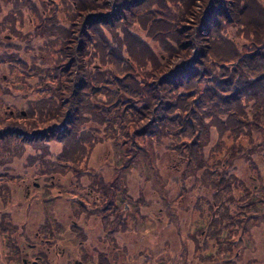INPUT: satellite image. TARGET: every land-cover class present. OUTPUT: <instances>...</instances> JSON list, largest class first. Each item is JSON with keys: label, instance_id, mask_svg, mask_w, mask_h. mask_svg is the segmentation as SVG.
<instances>
[{"label": "trees", "instance_id": "1", "mask_svg": "<svg viewBox=\"0 0 264 264\" xmlns=\"http://www.w3.org/2000/svg\"><path fill=\"white\" fill-rule=\"evenodd\" d=\"M164 1L175 2L172 5L175 14L168 15L163 5ZM53 2L54 0H0V15L6 12L2 19L9 20V22L0 23L1 27L9 28L11 34H17L16 20H20L22 24L23 19H31V21L37 19V34L46 39L48 44L42 55H33L36 63L25 80L13 81L12 85L15 87H9L8 83L5 87L0 86V95L7 97L3 100L4 103L0 101L1 105H7L6 107L9 108L10 101L17 99L16 102L20 103L22 99L28 113L25 117L19 116V119L33 121V126L35 124L43 126L36 129L32 127L31 132L22 130L19 125L1 126L0 160L3 156L11 155L10 151L3 155L5 150L2 151L10 139L24 148L28 144L55 140L62 144V149L53 157L50 165L53 164L55 168L63 165L62 173H69L74 178L75 175L78 178L82 175H92L88 176L90 177L88 188L93 189L96 197L90 195L88 198L92 199L91 202L110 203V197L114 193L107 188L100 174L80 173L77 170L78 163L87 162L83 153L87 152L89 145L93 147L94 143L103 141L95 136L93 137L95 140L91 142L90 139L83 137L81 134L83 132L79 129L85 118L97 122L98 127L103 124L100 121L103 113H97L94 108L82 106L84 95L83 91L80 92V87L86 82L87 89L94 95L97 94L95 90L105 86L109 93L117 97L112 96L111 105L114 110L108 115L113 118V121L116 118L119 120H117L119 124L116 125V129L123 133L124 140L131 141L129 152L139 153L135 145L139 140L159 148L161 154L158 153V157L162 159L167 170L164 173L171 175L170 180L173 184L182 180L186 174L192 173L200 185H205L207 180L208 187L213 190L218 184L223 185L219 194L224 189L238 190L239 181L231 177L234 175V169L230 168L233 154L235 157H240L259 174L255 158L250 157L249 151L254 146L264 144V139L261 138L264 135V4L260 0H60L64 22L57 20ZM52 6L53 12L49 14ZM128 19H139L144 24L147 19L149 21L155 19L150 23L151 28L157 26L156 22H161L156 19H169L170 23L165 33L171 35L172 41L176 44L175 49L172 53L167 51L162 61L149 50L148 45L145 49L140 37L130 33L127 27V24L130 25ZM186 22H190L194 29L184 31L183 24ZM80 24L84 31L80 27L78 37H81V41L79 40L74 46L72 32ZM170 24L176 28L175 32L171 30ZM70 26L73 27L70 28ZM102 26L110 27L112 31L111 36L114 42L109 40L108 45L118 59L113 57L111 60L118 62L120 67L123 62L126 63L125 58L120 56L122 49L126 56L129 54L137 63V69L125 71L133 74L132 77L126 76L128 83L126 85L117 82V79L112 76L108 78H103L100 74L93 77L86 76L79 56L83 51H85L82 53L84 57L88 55L89 40L93 35L95 49L103 54L102 39L91 32V28H95L99 31L96 34L102 36L100 31ZM231 26L236 30L231 31ZM116 29L117 32H115ZM180 31L184 32L180 33ZM225 31H229L236 42L246 40L245 49L240 50L236 47L235 41L223 35ZM160 34L162 33L148 35V37H159ZM34 38L37 39V37ZM38 40L41 41V39ZM163 40L164 37L161 38V42ZM41 43L42 41L35 43L34 48L36 49V45ZM138 44L141 47H138ZM20 46L17 44L14 47L15 51L26 55L25 51L28 48L24 46V51L20 49ZM238 46H243V43H239ZM3 54L5 56L0 53L1 60L6 63L12 52H3ZM51 54H55L56 57H53L54 62L50 67L52 60L49 59V55ZM142 55L143 59L139 61ZM19 56L23 57L21 54ZM23 59L25 60L24 57ZM12 63L6 64L8 71L12 70V67H8ZM66 63L68 64L65 74L63 65ZM141 67L145 68L144 71L140 69ZM44 70L46 73L43 76L49 82L53 81L57 87L51 91L50 97L42 96L45 106L36 107L38 110H35L31 104L34 101L33 97L26 99L23 94H20L21 88L23 87L31 96L38 95L40 92L38 83L33 81L27 83L26 80L39 77L38 73ZM64 75H66L64 86L59 88L58 84ZM75 75L77 80H74ZM201 85L202 88H200ZM60 89L64 95L63 101L59 95ZM120 96L125 98L121 99ZM42 98L37 101H41ZM132 98L136 100L133 101ZM126 101L129 105H126ZM125 106H127L126 109H124ZM22 108L24 109L23 106ZM85 108L92 114L91 116L85 112ZM131 110H138L137 121L133 118ZM101 130L103 134H106L105 128ZM93 131L97 134L95 130ZM228 138L235 142L242 141L246 146L239 145L234 151V148L230 147L233 144L227 146ZM183 140L190 142L185 144ZM81 141H88L87 146L80 144ZM127 144L126 141L125 145ZM211 144L212 154H222L225 160L215 158V164L204 167L205 160L198 163L196 155L200 154L204 158V149ZM162 149L167 150L170 161L163 158ZM254 151L256 150L252 149V152ZM125 155L127 157L126 153ZM251 162L255 165H249ZM222 168H230L229 171L223 169L228 172V177H214L216 175L213 173L218 171L217 176H219V169ZM47 170L41 175L49 174L53 168L50 167ZM173 189L174 203H176L186 192L184 193L183 187L175 189L174 186L166 193L169 194L168 191ZM188 189L194 188H187L186 191ZM223 195L225 198L218 196L214 201L215 208L210 206L203 211L204 218L208 220L203 235L200 233L204 238L201 241L195 236L193 238L194 242L202 244V251L211 242L216 251H222L217 256H225L229 264L231 263L229 253L239 243L235 236L240 234L241 221L235 213L236 210L230 211V206H226L234 200L231 199L232 191L230 194L225 192ZM196 210L201 213V208L196 206ZM179 226L180 222L176 217V228L178 229ZM224 232L226 235H223ZM179 250V253H183L182 246Z\"/></svg>", "mask_w": 264, "mask_h": 264}, {"label": "rangeland", "instance_id": "2", "mask_svg": "<svg viewBox=\"0 0 264 264\" xmlns=\"http://www.w3.org/2000/svg\"><path fill=\"white\" fill-rule=\"evenodd\" d=\"M260 1L264 4V0H260ZM174 3L171 2L168 3L166 1L163 2V5L165 6V11H167L168 15L170 13L175 14L172 8V5ZM53 4L55 6L54 13L56 15L57 20L59 22H64V17H63L64 14L61 10L62 6L60 4V0H54ZM52 12H53V6L49 14H51ZM5 15L6 12L0 15V23L9 22L8 19H2V17ZM149 16L154 17L151 14H149ZM36 20L37 19H33V21H31V19H23L22 24L20 23V20L19 21L16 20L17 34H11L9 28L0 26V53H2L3 56L4 55L3 52H8V53L12 52V54H10V58H7L6 63L1 60L2 56L0 55V86L5 87V85L8 83L9 87H15L12 85L13 81H15L16 79L25 80L33 71V66L36 63V60L34 59L35 57L33 55L35 54L42 55V52H44L47 49L48 44L46 39L38 36L37 34L36 25L38 23V20L37 21ZM128 20L130 25L127 24V27L130 33L135 37H140L143 43H145V45L142 43L145 49L146 46L148 45L149 50L153 52L156 57L158 58L160 57L162 61L167 55V51H170L172 53V50L175 49L176 44H174V42L172 41L171 35H167L165 33L167 31L166 29L168 28V24L170 23L169 19H156L157 21H161V22H156L157 26H153L152 28L150 26V23L151 21H155V19H150V21L149 19H147L145 21V24L140 22L139 19H128ZM81 25L82 24L75 27L74 28L75 31L72 32V36H73L72 42L73 41L75 42L74 46L77 45V42L79 40L81 41V37H78V33ZM73 26H70V28H72ZM183 27L185 29L184 31H189L191 29H194L192 28L194 26L191 25L190 22H186L185 24H183ZM109 28L110 27L102 26L100 30L102 36L96 34L97 32H99L98 30H96L95 28H91V32L99 36L103 41L101 45L103 54L95 49V45H94L95 38L93 35L92 37H90L89 40V51L87 52L88 55L84 57V54L82 53L85 51H83L79 57L80 59H82L86 76L93 77L94 75H98V74L102 75L103 78H108L112 76L115 77V79H117L116 80L117 82H121L122 84L126 85L127 83L126 76L130 75V77H132L133 74L125 71H132L133 68L137 69V63L133 60V58L129 54H127L126 56V54L122 49L120 51V56L125 58L126 63L123 62L120 67V65H118V62H114L111 60L113 59V57L116 59L118 58L116 54L111 52L108 45L109 40L112 43L114 42L111 36L112 35V31L110 30L111 28L110 29ZM149 28H151V30H148ZM170 28L172 31L174 32L176 31V28L173 27L171 24H170ZM81 29L82 31H84L83 27H81ZM237 29L240 30V28ZM230 30L234 31L236 29L231 26ZM184 31H180V33ZM75 32L76 34H74ZM115 32H117V29L115 30ZM159 33H162L160 34L161 36L159 37H152V36L151 38L148 37V35H157ZM230 34L231 33L229 31H225V33H223V35H226V37H228L230 40L235 41L233 36H230ZM14 36H16L17 38H15ZM34 37H37V39ZM162 37H164L163 42H161ZM38 39H41L42 43L37 44L35 49L34 48L35 43L41 42ZM237 43L238 44L243 43V46H238ZM245 43L246 40L241 42H236L235 46L238 47L240 50L242 49L244 50L246 47ZM17 44L21 45L20 46L21 50H24L23 49L24 46L28 48L27 51L24 50L27 53L26 55L23 52L15 51L14 47ZM138 47H141V45L138 44ZM150 47L152 49H150ZM7 49H9L10 51ZM20 54L25 58V60L23 59V57L19 56ZM53 57H56V55L55 54L49 55V59L52 60L50 63V67L52 65V62H54ZM142 59H143V55L141 56L139 61H142ZM8 63H12L11 65H8V67H12V70L10 71L7 70L6 64ZM67 64L68 63L63 65L64 73ZM140 69L144 71L145 68L141 67ZM45 73H46L45 70L42 72L40 71V73H38L40 78L35 77L26 80L28 81L27 83L31 81L38 83V88L40 89L38 95L33 94L31 96L29 92H26V90L23 89V87L21 88L20 94H23L26 99H30L31 97H33L32 100L34 101L31 104L34 106L35 110H38L36 109V107L42 108V106H45L44 103L45 101L43 100L42 96L49 95L47 97H50V95H52L51 91L55 89V87H57L53 81L49 82L48 79H46L43 76ZM65 80H66V75L62 77L61 82L58 84L59 88L60 86L62 87L64 86ZM74 80H77L76 75ZM131 81L134 80L131 79ZM84 83L85 85H81L80 87V92L83 91V95H84L82 97V106L91 107L94 108L97 113L98 112L103 113V115L100 118V121H102L103 124L100 127H98L97 122H94L91 119L86 120L85 118V120L80 125L79 129L83 132L81 133L83 137H85L88 140L90 139L91 142L92 140H95V138H93L95 136L98 137L99 140H103V141L94 143L95 145L93 147H90L89 145L87 152L83 153V157L87 160V162L85 163L84 161L81 164L78 163L77 170L80 173L100 174L99 176L104 179L106 185L108 184L110 185L116 181L118 184H116L115 187H119L117 190V195H119L120 190L122 189H125L126 192H129V194L134 195L135 189L146 190L147 192L151 189L159 190L163 188L165 190H170L174 188V186L175 189H179V187H183L184 193L185 192L186 193L181 198L178 199V202L175 203L177 210V217L181 226L184 223H186V227H187L189 224V227H187L186 231L187 232L193 231L194 236L196 235L199 236L202 227L205 225V223L203 222L204 218L201 217V213L195 211L197 203L198 204L202 203L201 206H203V203L205 204L202 207V209H204L205 206L215 207L213 201H216V198L218 196L225 198V195H223V193L226 192L230 194L232 191L233 196L231 195V199L234 200L231 203H227L226 206L227 207L230 206L229 208L230 211L236 210V212L240 215L239 216V219L241 221V225L239 226L240 234H237L235 238L239 240L238 238L241 236V239H240V243L236 244L234 249L229 253V255H231L229 259H232L233 253L238 252L239 257L237 260L234 259L235 264H264V144L257 145L256 147L254 146L249 151V154L251 155L250 157L254 156L255 158V161L258 165L259 174L254 172L253 170L255 169L250 168L240 157H235L233 154V157L231 158L232 167L230 168L234 169V175H231V177L239 181L238 190L235 188L233 189L231 188V190L224 189L222 193L219 194L223 185L218 184L215 190L208 187L209 184L208 180L205 185H200V183L195 180V176L192 175V173L186 174L184 177H182V180L179 181L180 183L175 182L173 184V182L170 180L171 175H165L164 173V171L167 170L166 167H164L162 159L161 158L159 159L158 157V153L161 154L159 152V148L151 146L147 144L145 141L139 140L135 144L139 149L138 151L139 153L135 154V151L134 153L129 152L130 151L129 145L131 144V141L127 139L124 140L123 133L116 129V125L119 124L118 122L119 120L116 118V120L113 121V118L110 117V115H108V113L109 114L113 113L114 107L111 104H112V96L113 97L115 96L112 95V93H109L108 92L109 90L105 86H101L97 90H95L97 94L94 95L89 91V89H87L88 88L87 83L86 82ZM73 85H75L74 82ZM200 88H202V85L200 86ZM15 89L16 91L19 92L17 88ZM61 91L62 90L60 89L59 95L62 100L64 98V95L62 94ZM41 98H42L41 101H37V99H41ZM120 98L124 99L125 97L120 96ZM6 99L7 97H2L0 95L1 102H3V100ZM132 99L133 101L136 100V98H132ZM20 100H21L20 103L16 102L17 99H15V101H10L9 108L6 107L7 105L3 106L0 104V127L5 125H9V127L19 125L20 126L19 128H21L22 130H26L27 132H31L32 127H35L34 129L43 127L41 126V124H35V126H33L32 125L33 121L19 119V116L25 117L28 113L25 102L22 99ZM126 105H129L128 101H126ZM134 105L138 106V104H134ZM22 106L24 107V109L22 108ZM97 107H102V108L98 109ZM126 107L127 106H125L124 109H126ZM84 110L90 116L92 115L89 113L87 108H85ZM138 110L137 111L131 110L133 111L132 114L133 118L136 121L138 120L139 117ZM103 128H105L106 134H103V131L101 130ZM132 128L135 129L133 125ZM93 130H95L97 134H95ZM261 138L264 139V135L261 136ZM126 141L128 142L127 145H125ZM183 141L185 144L190 142L188 140H183ZM49 142L47 143L37 142L33 145L28 144L26 148H24L21 147L14 140L12 139L8 140L2 151L5 150L3 155H6L9 151L11 155L3 156L2 159L0 160V174L10 175L12 179H9V182H2V183L7 187H13V188H17V187L30 188L32 187L33 183H39L40 185H42L44 181L42 179L36 180L35 178L43 177L44 174L41 175V173L48 171L47 169L52 167L53 170L50 171V173L47 175H59V177L62 179L61 187H63V190L61 189L60 192L62 198L60 202L65 205L64 206V210H65L67 206L76 204L77 203L76 201H78L77 199L76 201L73 200V198L75 197L76 192H78V190L75 189V187H76V183L80 178H77L76 180L74 179L73 176H70L69 173L63 174L62 170H64V168L61 167L63 165H61L58 168H55L53 164L50 165L53 157L61 151L62 144L56 142L55 140ZM87 143L88 141L80 142V144L82 145L83 144L86 145ZM226 143L227 146L233 144L230 147H233L234 151H236V148L239 145L246 146L244 142L242 141L235 142L231 138H228ZM252 149L256 151L252 152ZM244 151H246V149H244ZM125 153L127 154V157ZM162 154L164 155L163 158L165 160L170 161L166 149H162ZM203 154L205 156L204 158L200 154H197L196 161L200 163L203 160H205L204 167L206 165L210 166L215 164L216 163L214 162L215 158L221 159L222 161L225 160L222 154H215V155L212 154V144L204 149ZM238 158H240L242 161ZM249 165H255V163L251 162L249 163ZM58 169L59 172H57ZM223 169H228V168L219 169L220 170L219 176H217L218 171H216V173H213L214 175H216L214 177L217 178L228 177L227 175L228 172ZM185 170L187 171V169ZM88 176H92V175L82 176L79 185L82 183V186L84 187L85 184L89 182L88 178L90 177ZM198 177H200V175H198ZM46 183H50V181H47ZM50 185L51 184H48L47 187H49ZM187 188H194V189H188L186 191ZM58 192L59 191L56 189V187H53L51 190V193L53 195H55ZM168 192H169L168 194L169 198L170 196H174V189ZM24 193H25L24 190L18 189L17 195H15L12 199H16L18 201L20 199H23ZM47 197L49 199L51 195H48ZM165 197L167 198V195H165ZM194 203H195V207L192 208L194 206ZM190 208H192L191 215H190ZM16 220L18 221L19 219L16 218ZM223 235H226V232H224ZM152 238H154V235H152ZM130 241H133V239ZM187 241H188L186 243L187 246L185 248H182L183 254L181 255V258L179 257L178 259L175 260L176 263L180 262L181 259H183V262H187L188 259L191 258V251L193 254V258H192L193 264H195L196 262L201 263V258L206 254L210 258V260H208L209 262L205 261L204 264L228 263L226 262L228 259L225 258V256L222 255L217 256V254L222 251H216V248L213 247L211 242L208 244L207 248L204 249L205 251L204 252L202 251L203 250L201 246L202 244H200V242L199 243L192 242V240L191 242H189V240ZM197 248H201V250H197ZM136 250L139 251L138 248ZM178 251L180 250H176L175 252L178 253ZM131 258L134 259L133 256L128 257L129 260H131Z\"/></svg>", "mask_w": 264, "mask_h": 264}, {"label": "flooded vegetation", "instance_id": "3", "mask_svg": "<svg viewBox=\"0 0 264 264\" xmlns=\"http://www.w3.org/2000/svg\"><path fill=\"white\" fill-rule=\"evenodd\" d=\"M31 191L26 189L27 194ZM0 192L17 191L0 189ZM26 207L24 213H16L14 205L0 203V264H168V261L176 264L174 253L170 252L173 244L170 240L168 245L165 242L174 235L170 227L158 228L155 233V248L161 246L167 251H148L150 245L146 247L140 238L136 239L135 247L142 251L127 250L128 232L118 224L128 214L127 206L121 209L119 205L108 204L101 213L94 205L92 210L72 214L75 220L64 219L71 215L64 216L60 204L28 203ZM168 208L174 210L172 205ZM156 216L155 224H160ZM112 218L115 223L111 225ZM129 256L134 259L129 260Z\"/></svg>", "mask_w": 264, "mask_h": 264}]
</instances>
